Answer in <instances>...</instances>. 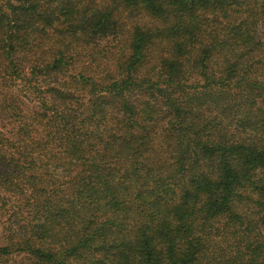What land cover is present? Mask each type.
Wrapping results in <instances>:
<instances>
[{"label":"trees","instance_id":"trees-1","mask_svg":"<svg viewBox=\"0 0 264 264\" xmlns=\"http://www.w3.org/2000/svg\"><path fill=\"white\" fill-rule=\"evenodd\" d=\"M0 264H264V0H0Z\"/></svg>","mask_w":264,"mask_h":264},{"label":"rangeland","instance_id":"rangeland-1","mask_svg":"<svg viewBox=\"0 0 264 264\" xmlns=\"http://www.w3.org/2000/svg\"><path fill=\"white\" fill-rule=\"evenodd\" d=\"M0 99H1V97H0Z\"/></svg>","mask_w":264,"mask_h":264}]
</instances>
